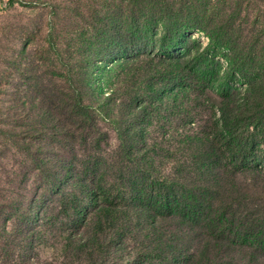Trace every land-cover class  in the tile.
<instances>
[{
    "label": "rangeland",
    "instance_id": "374dc122",
    "mask_svg": "<svg viewBox=\"0 0 264 264\" xmlns=\"http://www.w3.org/2000/svg\"><path fill=\"white\" fill-rule=\"evenodd\" d=\"M168 6L188 19L168 52L192 49L196 71L218 75L210 86L190 76L184 90L168 82L171 65L159 63L167 52L158 46L159 11L169 15ZM220 25L232 41L217 48L206 33ZM263 74L264 0H0V264H77L62 248L65 231L87 237L85 223L70 228L61 206L79 196L75 180L92 192L100 177L110 184L133 163H186L184 141L212 125L220 91L233 87L242 102ZM118 132L132 134L129 158ZM81 199L74 216L86 222L94 206ZM131 214L108 232L112 249L81 263L168 264L170 233L180 228L162 236L153 220ZM183 244L198 248L196 240Z\"/></svg>",
    "mask_w": 264,
    "mask_h": 264
},
{
    "label": "trees",
    "instance_id": "16d2710c",
    "mask_svg": "<svg viewBox=\"0 0 264 264\" xmlns=\"http://www.w3.org/2000/svg\"><path fill=\"white\" fill-rule=\"evenodd\" d=\"M169 9L167 15L162 8L158 18L163 26L158 46L167 52L160 55L159 63L171 65L168 82L184 90V78L190 76L194 84L210 86L218 75L196 71L199 59L193 57L192 49L181 46L175 49L176 54L168 52L174 44L171 42L183 32L184 20H188L178 10ZM206 34L217 48L232 41L228 27L222 25ZM127 46L138 45L130 41ZM224 50L235 55L230 47ZM229 64L234 68L235 59ZM255 82L248 84L242 102L233 87L220 91L212 125L197 129L184 141L186 163L174 164L170 170L157 168L155 164L161 163L158 159L146 167L133 163L114 171L110 184L100 177L101 185L96 184L92 192L77 178L73 188L79 190V198L64 195L68 205L63 201L61 206L68 218H73L70 228L76 230L85 223L87 237L75 240L65 231L64 253L77 264L95 261L113 247V237L108 233L111 227L135 212L139 220H153V229L162 236L167 227L180 228L170 233L168 264H264V74ZM76 108L86 119H92L80 99ZM131 135L118 132L127 158ZM70 168H66L67 174ZM91 181L95 182L93 176ZM82 197L92 199L94 206L86 222L74 216L80 211ZM190 239L198 241L194 251H187L183 244Z\"/></svg>",
    "mask_w": 264,
    "mask_h": 264
}]
</instances>
